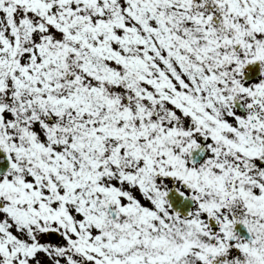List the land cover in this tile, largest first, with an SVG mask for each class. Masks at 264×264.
<instances>
[{
  "label": "snow or ice",
  "instance_id": "6c2138e0",
  "mask_svg": "<svg viewBox=\"0 0 264 264\" xmlns=\"http://www.w3.org/2000/svg\"><path fill=\"white\" fill-rule=\"evenodd\" d=\"M0 264H264V0H0Z\"/></svg>",
  "mask_w": 264,
  "mask_h": 264
}]
</instances>
